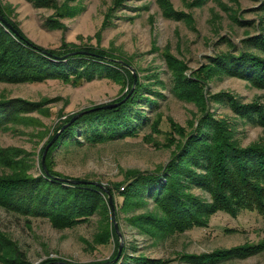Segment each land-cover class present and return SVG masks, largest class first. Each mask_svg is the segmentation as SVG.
<instances>
[{
	"label": "rangeland",
	"instance_id": "1",
	"mask_svg": "<svg viewBox=\"0 0 264 264\" xmlns=\"http://www.w3.org/2000/svg\"><path fill=\"white\" fill-rule=\"evenodd\" d=\"M43 1H49L51 6H38L29 0H0V3L27 38L45 50H58L69 43L75 44L78 50L93 47L109 56L131 61L139 69L146 88L145 96L156 101L153 104L145 101L137 106L144 112L145 120L141 123V133L135 137L97 145H76L72 140L62 144L54 153V168L65 178L104 185L123 183L129 171L157 173L170 162L172 151L178 146L168 147L171 137L178 131H187L190 124H197L201 114L195 103L181 100L174 94V75L164 57L167 50L183 63L184 76L199 78L206 99L211 101L208 102L210 112L228 121L235 140L244 147L264 142V127L243 122L231 110L227 98L215 102L223 93L233 96L240 106L264 107V88L255 87L239 77L221 74L209 60L237 53L247 38L264 34V0H238L239 6L230 0H167L174 11L172 16L162 9L159 0ZM219 2L237 9V16L250 23L245 26L234 23ZM58 9L63 11L64 18L57 15L61 13ZM205 66L210 68H207L204 81L197 72ZM89 69L91 76L80 79L77 84L57 79L36 83L0 82V99H21L41 105L40 110L27 114L31 125L0 131V146L34 152L38 159L60 123L82 111L118 103L116 101L128 92L130 87H127L124 73L109 75V68L102 66L97 71L96 64ZM152 91L159 95L150 93ZM149 138L152 143H147ZM33 172L39 173L38 160ZM191 192L211 200L210 195L199 188ZM123 201L117 197V222L130 256L161 260V264H194L183 260L180 254H210L264 239V214L252 209L241 210L235 216L218 212L206 228L194 227L164 240L155 239L128 221L129 217L146 210L126 212L122 210ZM98 219L96 215L90 223L75 229L58 230L47 219L35 218L29 230L20 216L0 209L1 229L19 242L32 264H40L48 257L73 264L108 262L114 253L112 242L92 251L80 240L81 237L93 238L98 231ZM129 264L135 263L129 261ZM217 264H264V251Z\"/></svg>",
	"mask_w": 264,
	"mask_h": 264
},
{
	"label": "trees",
	"instance_id": "2",
	"mask_svg": "<svg viewBox=\"0 0 264 264\" xmlns=\"http://www.w3.org/2000/svg\"><path fill=\"white\" fill-rule=\"evenodd\" d=\"M29 1H35L38 6H51L49 1ZM230 1L236 6L240 5L238 0ZM159 3L169 16L174 14L167 0H159ZM218 5L229 13L234 23L242 26L250 23L239 18L234 7L222 2ZM59 10L61 13L57 15L64 18L63 11ZM1 17L17 33L8 29ZM215 18H218L217 15ZM241 44V48L236 49L237 53L212 57L210 63L223 75L239 77L255 87L264 88V34L247 38ZM83 49L78 50L75 44L69 43H64L58 50H45L37 46L12 21L0 3V82L36 83L57 79L77 84L80 79L91 76L89 66L96 64L97 71L102 66L109 68V75L124 73L125 82H128L127 87L130 88L119 100L122 101L134 86L132 68L138 75L133 92L121 106L87 113L62 132L50 147L45 160L46 169L55 177H65L54 168V153L62 144L72 140L76 145H97L118 138L135 137L141 133V123L145 120L144 112L137 106L145 101L150 104L156 102L145 96L146 88L139 76V69L131 61L109 56L93 47ZM165 53L168 67L174 75V94L181 100L195 103L201 116L197 124L194 122L187 131H178L171 137L168 147L172 148L175 144L178 146L172 151L170 162L157 173L129 171L125 182L106 185L113 196L117 221V197L123 198L122 210L126 212L146 210L143 214L129 217L131 225L140 232V228H143L150 236L163 240L194 227H208L211 217L218 212L235 216L241 210L252 209L264 214V142L244 147L235 140L228 121L218 119L210 112L208 102L211 101L206 99L199 78L184 76L183 63L169 54L168 50ZM207 68L210 67L205 66L197 72L201 80L207 78ZM150 93L159 95L155 91ZM225 98L231 110L243 122L264 127V107L254 104L240 106L233 96L223 93L215 102H222ZM40 108V103L1 98L0 131H9L13 126L22 124L31 125V118L27 114ZM70 120L60 123L54 130L38 159H35L34 152L19 147L0 146V209L20 216L29 230H32L31 224L35 218L47 219L55 229L66 230L90 223L97 215L98 231L91 240L83 237L80 240L86 249L92 251L112 242L114 253L111 261L117 255L120 238L113 224L107 194L93 185L76 186L56 181L46 175L41 162L45 147ZM152 142L151 138L147 139V143ZM37 160L39 173L35 174L33 169L37 167ZM194 188L207 192L211 200L192 194ZM262 251L264 239L256 244L219 249L210 254H180V257L194 264H217L232 258H246ZM57 261L64 260L48 257L40 264H54ZM129 261L135 264L162 263L161 260L143 256H130L125 243L122 256L115 264H129ZM0 264H32L19 242L1 227Z\"/></svg>",
	"mask_w": 264,
	"mask_h": 264
},
{
	"label": "water",
	"instance_id": "3",
	"mask_svg": "<svg viewBox=\"0 0 264 264\" xmlns=\"http://www.w3.org/2000/svg\"><path fill=\"white\" fill-rule=\"evenodd\" d=\"M2 21H3V23L6 25V27L8 29L16 32L13 29V27L9 23H7L3 18H2ZM83 53H85V52H83ZM132 72H133V75H134V86H135L137 78H138V75H137L136 71L133 68H132ZM134 86L131 89L130 93L127 95V97L124 100H122V101H120L118 103L107 104V105H103L101 107H96V108H92V109H89V110H85V111H82V112L76 114L75 116H73L72 119L69 121V123L65 124L56 133V135L53 137V139L50 141V143L46 146V148L44 150V153H43V156H42V161H41L42 165H43V168L45 169L46 175L48 177H51V178H53L56 181H60V182H63L65 184H68V185H76V186L77 185H93V186L98 187L99 189H101L102 191H104L107 194L109 205H110V208H111L112 217H113V224H114L115 230L117 231V233L119 235L120 240H119V248H118V252H117L116 257L113 260H111L109 262L102 263V264H115V263H117L120 260L121 256H122V252H123V249H124V246H125V240H124L123 234L121 232L120 226H119V224L117 222L116 206H115L112 194L109 192V190L107 189L106 185H104V184H102L100 182H97V181L79 180V179H71V178H65V177H55V176L51 175L49 173V171L46 169L45 160H46V156H47V153H48L50 147L58 140V138L60 137L62 132L67 127H69L76 120H78L80 117L84 116L87 113L95 112V111H98V110L114 109V108H117V107L121 106L129 98L130 94L133 92ZM48 264H52V263H48ZM54 264H73V263H69L67 261H57Z\"/></svg>",
	"mask_w": 264,
	"mask_h": 264
},
{
	"label": "built area",
	"instance_id": "4",
	"mask_svg": "<svg viewBox=\"0 0 264 264\" xmlns=\"http://www.w3.org/2000/svg\"><path fill=\"white\" fill-rule=\"evenodd\" d=\"M124 188H122V190H123Z\"/></svg>",
	"mask_w": 264,
	"mask_h": 264
}]
</instances>
